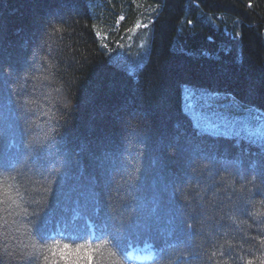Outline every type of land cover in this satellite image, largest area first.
I'll use <instances>...</instances> for the list:
<instances>
[{
	"label": "trees",
	"instance_id": "16d2710c",
	"mask_svg": "<svg viewBox=\"0 0 264 264\" xmlns=\"http://www.w3.org/2000/svg\"><path fill=\"white\" fill-rule=\"evenodd\" d=\"M184 102L264 118V0H0V259L264 264V148Z\"/></svg>",
	"mask_w": 264,
	"mask_h": 264
},
{
	"label": "rangeland",
	"instance_id": "374dc122",
	"mask_svg": "<svg viewBox=\"0 0 264 264\" xmlns=\"http://www.w3.org/2000/svg\"><path fill=\"white\" fill-rule=\"evenodd\" d=\"M208 97L210 100H214L218 102L217 96L211 94L208 92ZM206 97V96H205ZM184 102V107L183 110H185L187 116L191 118L193 125L198 128V129H207L209 131H220L222 133H231V134H243L247 138H245V141L248 143L252 144L253 146L261 147L264 148L262 144H259L261 140H259L262 136L258 137L260 131L256 130L258 127L264 125V118H262L261 112L251 108L250 112L248 115L244 117H235L236 119H228L226 117H223L224 115L218 110L216 111L215 109L211 108L209 113L205 112L200 115V113L192 106V105H187ZM231 109V106H229V111ZM231 112V111H230ZM219 119L217 121V124L222 121L221 127H213L212 125H201L200 121L208 122L209 119Z\"/></svg>",
	"mask_w": 264,
	"mask_h": 264
},
{
	"label": "clouds",
	"instance_id": "9594fccd",
	"mask_svg": "<svg viewBox=\"0 0 264 264\" xmlns=\"http://www.w3.org/2000/svg\"><path fill=\"white\" fill-rule=\"evenodd\" d=\"M22 80H26L27 79V73H23L21 76ZM23 87V84L21 85ZM29 103V101L26 98H23L21 100V104H27ZM57 131L56 128H51L49 129L50 133H55ZM52 137H45V139H50ZM207 167L206 163H201V164H196L193 168V171H197L198 169L201 168H205ZM54 177L52 179V181H50L49 183L54 182ZM220 182H225V180L227 179V174L226 173H222L221 176L218 178ZM230 186L234 185L236 183V181L234 179H231L229 181ZM245 182H241V184L238 186L239 188H242L244 186ZM9 199H11V196H9ZM182 199L189 201L191 199V197L187 194H183L182 195ZM13 203H15V201H13ZM35 203H39V201H35ZM260 204H264V200H260L259 201ZM25 212H27V208L24 209ZM35 215V214H34ZM38 242L43 243V239L38 237ZM28 256L30 257L29 261L27 262V264H42V261L40 260H36L35 257L31 256V253L27 252V251H21L20 253H18V260L23 262L24 261V257ZM0 264H13L12 261L7 260V254H5V257L3 259H0ZM75 264H92V257L88 252L83 253V256L77 261L75 262Z\"/></svg>",
	"mask_w": 264,
	"mask_h": 264
},
{
	"label": "snow or ice",
	"instance_id": "6c2138e0",
	"mask_svg": "<svg viewBox=\"0 0 264 264\" xmlns=\"http://www.w3.org/2000/svg\"><path fill=\"white\" fill-rule=\"evenodd\" d=\"M189 98H190V97H189ZM64 247H65V249H67V247H68V246H67V245H65Z\"/></svg>",
	"mask_w": 264,
	"mask_h": 264
}]
</instances>
